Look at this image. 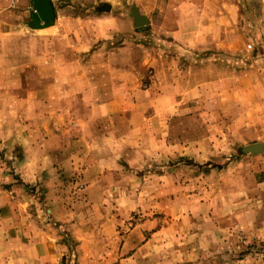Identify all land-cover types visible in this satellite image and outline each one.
Wrapping results in <instances>:
<instances>
[{
  "label": "rangeland",
  "instance_id": "rangeland-1",
  "mask_svg": "<svg viewBox=\"0 0 264 264\" xmlns=\"http://www.w3.org/2000/svg\"><path fill=\"white\" fill-rule=\"evenodd\" d=\"M6 2L0 110L12 122H0V264H264V32L257 38L254 30L260 5L240 0L246 39L232 54L174 41L154 47L168 85L184 89L179 106H149L148 121L93 123L88 142L64 143L65 127L44 122L63 121L54 114L69 96L9 91L18 67L3 68L10 64L2 56L16 53L6 43L15 38L6 31L15 19L6 14L23 2ZM154 72L148 68V82ZM17 78L31 88L48 83L29 66ZM111 98L72 95L68 117L89 121L93 106ZM260 143L261 151L248 149ZM66 150L90 157L64 158Z\"/></svg>",
  "mask_w": 264,
  "mask_h": 264
},
{
  "label": "crops",
  "instance_id": "crops-1",
  "mask_svg": "<svg viewBox=\"0 0 264 264\" xmlns=\"http://www.w3.org/2000/svg\"><path fill=\"white\" fill-rule=\"evenodd\" d=\"M51 1L55 20L48 26H32L33 0H22V10L13 9L6 14L15 19L12 22L15 24L6 28V31H16L15 38H8L6 43L15 47L16 53L2 56L10 64L3 67L6 72L18 67L11 70H18L13 85L8 83L9 87H17L9 89L11 93L69 96L60 108L61 113L54 114L57 119L63 115V121L44 122L65 127L63 137L50 136V141L59 138L66 143L76 137V142H88V127L93 123L105 125L115 121L121 125L119 121H148L149 106L165 111L174 102L179 106L181 101L177 95L184 93V89L180 85H168L165 79L169 74L160 66L154 47L174 41L182 45L223 46L232 54L238 41L246 39L239 27L240 0ZM254 2L260 5L261 18L257 15L254 29L259 38L264 32V0ZM135 11L147 16V28H136ZM28 66L34 70L39 83L41 77L48 78V83L26 86V79L17 77ZM149 67L155 68L151 82H148ZM85 94H111L112 98L99 100L92 108L89 121L74 124L68 117L72 95ZM1 110L0 122H12L8 113L5 114L7 109ZM33 115L36 120L37 111ZM73 125H77L76 136L74 131L71 133ZM81 151L75 156L73 150H66L62 156L90 157V153Z\"/></svg>",
  "mask_w": 264,
  "mask_h": 264
},
{
  "label": "water",
  "instance_id": "water-1",
  "mask_svg": "<svg viewBox=\"0 0 264 264\" xmlns=\"http://www.w3.org/2000/svg\"><path fill=\"white\" fill-rule=\"evenodd\" d=\"M33 20L32 26H48L55 20V11L51 0H33ZM136 18V14H135ZM137 24V25H145ZM256 145V144H254ZM251 145L248 149L253 152L261 151L262 149H253Z\"/></svg>",
  "mask_w": 264,
  "mask_h": 264
},
{
  "label": "bare ground",
  "instance_id": "bare-ground-1",
  "mask_svg": "<svg viewBox=\"0 0 264 264\" xmlns=\"http://www.w3.org/2000/svg\"><path fill=\"white\" fill-rule=\"evenodd\" d=\"M135 14H136V23L137 24H144V23L148 22V20L146 18L144 19V16L142 14L138 13V11H135ZM260 147H262L261 143L252 146L253 149H260Z\"/></svg>",
  "mask_w": 264,
  "mask_h": 264
}]
</instances>
